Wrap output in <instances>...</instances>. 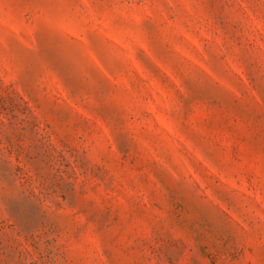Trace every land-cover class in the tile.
Here are the masks:
<instances>
[{"label":"rangeland","instance_id":"obj_1","mask_svg":"<svg viewBox=\"0 0 264 264\" xmlns=\"http://www.w3.org/2000/svg\"><path fill=\"white\" fill-rule=\"evenodd\" d=\"M0 264H264V0H0Z\"/></svg>","mask_w":264,"mask_h":264}]
</instances>
